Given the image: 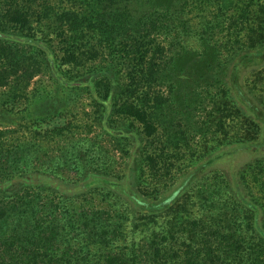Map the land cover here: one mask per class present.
<instances>
[{
    "label": "trees",
    "instance_id": "1",
    "mask_svg": "<svg viewBox=\"0 0 264 264\" xmlns=\"http://www.w3.org/2000/svg\"><path fill=\"white\" fill-rule=\"evenodd\" d=\"M2 1L9 9L7 16L1 18L0 35L5 34L7 22L26 31L28 37L34 29L54 34L66 44L64 64L75 62L79 46L87 47L93 39L96 42L90 44L88 53L104 47L110 55L123 54L130 84L120 94L128 98L118 102L117 112L136 120L144 135L156 131L151 111L134 104L129 97L142 84L157 86L171 81L173 86L175 78L187 76L186 64L192 61L210 74L211 90L206 94L210 95L216 116L214 139L192 150L187 166L191 170L174 192L195 181H201L200 188L192 197L180 191L168 207H160L166 197L148 201L126 191L125 198L140 208L142 216L124 234L121 224L109 219V212H78L64 205L62 199L59 206L53 208L50 204L48 208L39 206L33 197L23 199L18 193L7 194L12 189L10 182L19 188L25 185L40 189L37 181L42 184L48 180L40 181L36 176L30 179V175L15 181L5 179L4 191L0 192L12 201L0 206V264H264V142H256L264 134V103L252 94L256 84L264 80V7H258L248 18L246 41L236 52L228 50L224 55L210 44L212 37L205 35L200 37L201 53L180 46L167 54L151 36L167 32L168 22L183 10L187 0H42L41 8L33 9L34 28L32 19L24 13V0ZM57 2L64 6L55 9L53 3ZM179 22L186 28L185 21ZM20 61V54L10 59L12 64ZM250 68L259 69L255 80L245 76ZM196 76L201 78V74L196 73L194 82ZM246 81L249 89L244 85ZM172 90L169 84L170 94ZM190 93L198 102L199 94L194 89ZM163 111L174 113L170 105ZM163 130L169 139L165 149L173 152L183 145H173L174 139L166 128ZM200 153L203 155L198 158ZM235 154L252 160L216 182L202 184L216 163ZM257 154L258 159L254 158ZM156 155L146 165L168 170V157ZM55 183L61 186L60 182ZM103 183L101 179L83 182L71 196L63 197H78L82 186L114 185ZM56 210L59 214L53 215ZM139 235L142 236L138 238Z\"/></svg>",
    "mask_w": 264,
    "mask_h": 264
},
{
    "label": "rangeland",
    "instance_id": "2",
    "mask_svg": "<svg viewBox=\"0 0 264 264\" xmlns=\"http://www.w3.org/2000/svg\"><path fill=\"white\" fill-rule=\"evenodd\" d=\"M41 2L23 1L27 8L24 13L32 19L33 28V9L41 8ZM184 4L183 10L168 22L167 32L152 34L154 42L164 47L167 54L180 46L201 53L200 37L208 35L212 37L210 44L226 55L228 50L236 52L246 41L248 18L258 7H264V0H187ZM53 6L59 9L64 5L57 2ZM8 9L6 2H0V24ZM180 19L185 21L186 28L182 27ZM5 26V34L0 35L1 191H4L7 178L15 181L30 175V179L36 176L37 180H48L42 184L37 181L36 184L42 186L40 189L25 185L19 188L20 185L10 182L12 189L7 194L18 193L23 199L33 197L39 206L48 208L50 204L53 208L59 206L62 199L64 205L78 212H109V219L120 223L124 234L142 216L140 208L125 198L126 191L148 201L166 197L160 207H168L180 191L182 195L187 192L192 197V193L200 188L201 181H195L174 192L183 176L191 170L187 166L192 150L200 143L207 144V140L214 139L216 113L214 109L212 111L210 95L206 94L211 90V77L203 66H197L193 61L187 63V76L175 78L173 86L169 81L157 86L142 84L137 87L129 98L151 111L150 116L155 122L156 131L147 136L136 120L117 112L118 102L128 98V95L121 97L120 94L130 84L123 54L110 55L104 47H97L90 54L87 49L90 44H95L96 39H93L87 47L80 45L77 60L67 65L63 61L66 44L54 34L46 31L42 34L34 29L33 35L28 37L26 31L21 32L14 24L7 22ZM15 54H20L22 61L12 64L10 59ZM30 56L34 58L30 59ZM33 60H36L34 65ZM258 70L250 68L246 78L255 80ZM197 72L201 78L197 75L194 82L192 78ZM259 82L252 94L264 103V80ZM169 84L173 88L171 94ZM132 85L134 88L135 84ZM244 85L249 89L247 81ZM193 89L199 94L198 102L190 96ZM169 105L174 109L173 114L163 111ZM163 128L174 139L173 145H183L173 152L165 149L169 139L168 135H163ZM256 142H264V134ZM161 153L170 161L168 170L146 165L153 154ZM202 155L200 153L198 158ZM248 158L235 154L216 163L212 173L202 179V184L216 182L223 175L236 172L252 160V157ZM254 158H260V154ZM98 179L114 185L112 188L102 184L91 188L81 185L78 197L67 200L63 197L64 194L71 196L77 185ZM55 181L61 186H56ZM7 196L0 192V206L12 201V198L6 199ZM57 214L59 210L53 213ZM40 216H44V211ZM59 221L61 223L62 219Z\"/></svg>",
    "mask_w": 264,
    "mask_h": 264
}]
</instances>
